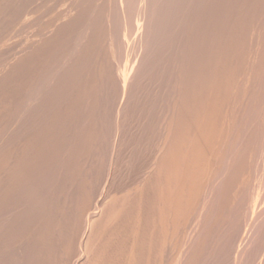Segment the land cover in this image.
<instances>
[{"label": "rangeland", "instance_id": "1", "mask_svg": "<svg viewBox=\"0 0 264 264\" xmlns=\"http://www.w3.org/2000/svg\"><path fill=\"white\" fill-rule=\"evenodd\" d=\"M131 1L0 0V264H264V0Z\"/></svg>", "mask_w": 264, "mask_h": 264}, {"label": "bare ground", "instance_id": "2", "mask_svg": "<svg viewBox=\"0 0 264 264\" xmlns=\"http://www.w3.org/2000/svg\"><path fill=\"white\" fill-rule=\"evenodd\" d=\"M122 1H124V0H122ZM138 1H139V0H138ZM152 1H153V0H152ZM100 2H101V1H100ZM128 2H129V0H128ZM128 2H126V3H128ZM130 2H133V1L130 0ZM155 2H156V1H155ZM118 3H119V2H118ZM126 3H125L124 5H126ZM158 3H159V2H158ZM129 4H130V3H129ZM129 4H128V5H129ZM135 4H136V3H135ZM146 4L148 5V3H146ZM154 4H155V3H154ZM160 4H161V3H160ZM133 5H134V4H133ZM139 5H140V3H139ZM155 5H156V4H155ZM155 5H153V6H155ZM164 5H165V4H164ZM164 5H163V6H164ZM118 6H119V5H118ZM136 6H137V5H136ZM140 6H141V5H140ZM153 6H152V9L154 8ZM160 6H161V5H160ZM119 7H120V6H119ZM119 7H118V8H119ZM121 7H122V6H121ZM126 7H129V6L126 5ZM130 7H131V6H130ZM71 8H72V7H71ZM134 8H135V7H134ZM137 8H138V7H137ZM137 8H136V9H137ZM142 8H143V7H142ZM142 8H141V10H143ZM158 8H159V7H158ZM163 8H164V7H163ZM163 8H162V9H163ZM145 9H147V8H145ZM164 9H165V8H164ZM170 9H171V8H170ZM170 9H169V10H170ZM92 10H93V9H92ZM131 10H133V7H132ZM147 10H148V9H147ZM154 10H155V9H154ZM158 10H161V8H159ZM133 11H135V10H133ZM143 11H144V10H143ZM152 11H153V10H151V12H152ZM164 11H165V10H164ZM170 11H171V10H170ZM144 12H145V11H144ZM146 12H147V11H146ZM41 13H42V12H41ZM148 13H149V11H148ZM157 13H158V12H157ZM157 13H156V14H157ZM161 13H163V12H161ZM161 13H160V14H161ZM164 13H165V12H164ZM164 13H163V14H164ZM175 13H176V11H175ZM36 14H37V12H36ZM56 14H57V13H56ZM73 14H74V13H73ZM121 14H122V11H121ZM145 14H146V13H145ZM158 14H159V13H158ZM49 15H50V14H49ZM125 15H126V14H125ZM164 15H165V14H164ZM166 15L168 16V13H167ZM171 15H172V14H171ZM34 16H35V15H34ZM37 16H38V15H37ZM138 16H139V15H138ZM176 16H177V15H176ZM38 17H39V16H38ZM65 17H66V16H65ZM163 17H164V16H163ZM146 18H147V17H146ZM153 18H154V16H153ZM161 18H162V17H161ZM169 18H170V17H169ZM55 19H56V18H55ZM149 19H150V18H149ZM162 19H163V18H162ZM186 19H187V18H186ZM138 20H139V19H138ZM143 20H144V19H143ZM154 20H155V19H154ZM154 20H153V21H154ZM164 20H165V19H164ZM139 21H140V20H139ZM145 21H147V20H145ZM153 21H151V22H153ZM160 21H161V20H160ZM141 22H142V21H141ZM171 22H172V21H171ZM134 23H136V22H134ZM137 23H138V21H137ZM143 23H144V22H143ZM167 23H168V22H167ZM65 24H66V23H65ZM124 24H125V23H124ZM153 24H154V23H153ZM158 24H159V22H158ZM160 24H161V23H160ZM122 25H123V24H122ZM145 25H146V24H145ZM148 25H149V24H148ZM123 26H124V25H123ZM123 26H122V27H123ZM136 26H139V24L136 25ZM145 27H146V26H145ZM151 27H152V25H151ZM149 28H150V27H149ZM149 28H148V29H149ZM224 28H225V27H224ZM122 29H123V28H122ZM152 29H153V28H152ZM145 30H146V29H145ZM129 31H130V30H129ZM135 31H136V30H135ZM146 31H147V30H146ZM149 31H150V30H149ZM43 32H44V31H43ZM121 32H122V31H121ZM121 32H120V33H121ZM116 33H117V32H116ZM124 33H125V32H124ZM45 34H46V33H45ZM96 34H97V33H96ZM33 35H34V34H33ZM112 35H113V34H112ZM122 35H123V33H122ZM129 35H132V31H131V34L129 33ZM135 35H136V34H135ZM38 36H39V35H38ZM117 36H118V35H117ZM125 36H126V35H125ZM133 36H134V35H133ZM145 36L147 37V35H145ZM149 36H150V35H149ZM40 37H41V36H40ZM43 37H44V36H43ZM147 38H148V37H147ZM150 38H151V37H150ZM153 38H154V37H153ZM123 39H124V38H123ZM151 39H152V38H151ZM41 40H42V39H41ZM119 40L121 41V39H119ZM144 40H145V39H144ZM148 40H149V39H148ZM148 40L146 39V41H148ZM117 41H118V40H117ZM158 41H159V39H158ZM130 42H131V41H130ZM137 43H138V42H137ZM143 43H145V42H143ZM154 44H155V43H154ZM101 45H102V44H101ZM122 45H123V44H122ZM128 46H129V45H128ZM132 46H133V45H132ZM147 46H148V44H147ZM130 47H131V46H130ZM137 47H138V45H137ZM143 47H144V46H143ZM110 48H111V47H110ZM118 48H119V47H118ZM134 48H135V47H134ZM144 48L147 49V51H149L148 48H146V46H145ZM236 48H237V47H236ZM136 49H137V48H136ZM220 49H221V47H220ZM112 50H113V49H112ZM131 50H132V49H131ZM125 51L128 52L127 50H125ZM143 51H144V50H143ZM126 52H125V55H126ZM137 52H138V51H137ZM139 52H140V51H139ZM128 53H129V52H128ZM131 53H132V52H131ZM145 53H146V52H145ZM229 53H230V52H229ZM73 54H74V53H73ZM129 54H130V53H129ZM133 54H134V52H133ZM135 54H136V52H135ZM179 54H180V53H179ZM108 55H109V54H108ZM127 55H128V54H127ZM138 55H139V54H138ZM132 56H135V55H132ZM141 56H142V54H141ZM141 56H140V57H141ZM134 59H135V58H134ZM136 59H137V58H136ZM18 60H19V59H18ZM96 60H97V58H96ZM119 60H120V59H119ZM122 60H123V59H122ZM129 60H130V59H129ZM198 60H199V59H198ZM127 61H128V60H127ZM127 61H126V62H127ZM139 61H140V60H139ZM130 62H131V60H130ZM119 63H120V62H119ZM132 63H134V62H132ZM136 63H137V62H136ZM139 63H140V62H138V64H139ZM130 64H131V63H130ZM134 64H135V63H134ZM138 64H137V65H138ZM35 65H36V64H35ZM83 66H84V65H83ZM117 66H118V65H117ZM125 66H126V64H125ZM143 66H144V65H143ZM121 67H122V66H121ZM121 67H120V68H121ZM123 67H124V66H123ZM127 67H128V66H127ZM131 67H132V65H130V70L132 71V69H133L134 67H133L132 69H131ZM138 68H139V67H138ZM138 68H137V69H138ZM148 68H149V67H148ZM125 69H126V68H125ZM127 69H128V68H127ZM118 70H119V69H118ZM118 70H117V71H118ZM135 70H136V68H135ZM119 71H120V70H119ZM128 71H129V70H128ZM128 71H126V72H128ZM115 72H116V71H115ZM134 72H135V71H134ZM220 72H221V71H220ZM128 73H129V75H130L131 72H128ZM121 74L123 75L124 73H121ZM133 74H134V73H133ZM122 75H121V76H122ZM124 75H125V74H124ZM124 75H123L122 78L125 77V79H126L127 76H124ZM120 78H121V77H120ZM127 78H129V77H127ZM42 79H43V78H42ZM128 80H129V79H128ZM124 81H125V80H124ZM135 81H136V80H135ZM51 82H52V81H51ZM80 82H81V81H80ZM123 83H124V82H123ZM132 83H133V82H132ZM124 84H126V83H124ZM40 87H41V86H40ZM66 88H67V87H66ZM93 88H94V87H93ZM94 90H95V89H94ZM125 90H126V89H125ZM55 95H56V94H55ZM201 95H202V94H201ZM206 96H207V95H206ZM216 96H217V95H216ZM218 96H219V95H218ZM33 99H34V98H33ZM220 101H221V100H220ZM28 104H29V103H28ZM28 104H27V105H28ZM189 105H190V104H189ZM183 106H184V105H183ZM184 108H185V107H184ZM260 114H261V113H260ZM254 117H255V116H254ZM57 118H58V117H57ZM261 123H262V122H261ZM260 128H261V127H260ZM183 133H184V132H183ZM179 134H180V133H179ZM208 136H209V135H208ZM227 136H228V135H227ZM231 136H232V135H231ZM67 140H68V139H67ZM180 140H181V139H180ZM259 141H260V140H259ZM224 145H225V144H224ZM247 148H248V147H247ZM227 149H228V148H227ZM90 150H91V149H90ZM258 150H259V149H258ZM184 151H185V150H184ZM212 151H213V150H212ZM190 153H191V152H190ZM166 154H167V153H166ZM183 155H184V154H183ZM257 155H258V153H257ZM215 157H216V156H215ZM175 159H176V158H175ZM244 160H245V159H244ZM166 162H167V161H166ZM75 163H76V162H75ZM86 164H87V163H86ZM161 164H162V163H161ZM165 168H166V167H165ZM261 168H262V167H261ZM257 170H258V169H257ZM250 171H251V170H250ZM253 171H254V170H253ZM263 173H264V172H263ZM181 175H182V174H181ZM249 176H250V175H249ZM178 178H179V177H178ZM176 179H177V178H176ZM192 179H193V178H192ZM171 182H172V181H171ZM181 182H182V181H181ZM207 183H208V182H207ZM80 184H81V183H80ZM245 184H246V183H245ZM257 184H258V183H257ZM167 185H168V184H167ZM204 187H205V186H204ZM246 188H247V187H246ZM245 190H246V189H245ZM200 194H201V193H200ZM154 195H155V194H154ZM158 195H159V194H158ZM161 196H162V195H161ZM258 198H259V197H258ZM164 199H165V198H164ZM230 199H231V198H230ZM243 199H244V198H243ZM165 202H166V201H165ZM261 203H262V202H261ZM160 204H161V203H160ZM62 205H63V204H62ZM101 205H102V204H101ZM198 205H199V204H198ZM63 206H64V205H63ZM159 206H160V205H159ZM163 209H164V208H163ZM250 209H251V208H250ZM95 214H96V213H95ZM91 216H92V215H91ZM93 216H95V215H93ZM174 219H175V218H174ZM94 220H95V219H94ZM94 220H92V221H94ZM72 223H73V222H72ZM127 223H128V222H127ZM180 227H181V226H180ZM131 229H132V228H131ZM161 229H162V228H161ZM171 229H172V228H171ZM130 232H131V231H130ZM246 233H247V232H246ZM49 234H50V233H49ZM80 234H81V233H80ZM258 234H259V233H258ZM253 235H254V234H253ZM259 239H260V238H259ZM88 240H89V239H88ZM254 242H255V241H254ZM261 242H262V241H261ZM111 244H112V243H111ZM142 244H143V243H142ZM247 244H248V243H247ZM166 245H167V244H166ZM237 245H238V244H237ZM148 246H149V245H148ZM238 246H239V245H238ZM255 246H256V245H255ZM239 247H240V246H239ZM126 248H127V247H126ZM164 251H165V250H164ZM187 252H188V251H187ZM124 253H125V251H124ZM94 255H95V254H94ZM259 257H260V256H259ZM260 258H262V257H260ZM34 260H35V259H34ZM138 263H139V262H138ZM174 263H175V262H174ZM174 263H173V264H174ZM146 264H147V263H146Z\"/></svg>", "mask_w": 264, "mask_h": 264}]
</instances>
